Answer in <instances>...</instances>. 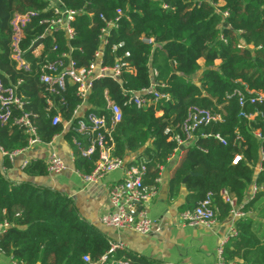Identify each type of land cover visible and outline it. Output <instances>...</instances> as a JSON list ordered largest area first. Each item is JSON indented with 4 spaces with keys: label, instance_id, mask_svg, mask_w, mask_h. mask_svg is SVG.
<instances>
[{
    "label": "trees",
    "instance_id": "1",
    "mask_svg": "<svg viewBox=\"0 0 264 264\" xmlns=\"http://www.w3.org/2000/svg\"><path fill=\"white\" fill-rule=\"evenodd\" d=\"M59 1V8L74 11L72 37L62 28L44 34L47 23L42 21L56 16L50 7L55 0H0V82L15 86V94L24 101L21 109L10 108L6 121L0 118L2 166L9 167V153L28 146L29 133L14 119L32 112L30 120L40 141L48 143L63 132L74 166L89 174L98 151L83 156L81 149L95 134L79 132L77 123L89 112L105 116L109 123L107 102L111 100L122 114L111 139L106 136L112 155L127 166L143 163V183L154 189L161 168L178 150L174 136L185 137L182 125L190 108L209 109L220 119L197 128L195 140L184 144L168 180V198H175L184 185L182 212L211 194L217 219L225 220L233 212V205L224 199L226 192L243 215L235 218V233L223 246L224 263L264 264V101L248 100L252 94L264 93V0ZM28 12L34 14L22 26L18 44L29 64L24 69L11 57V21L15 14ZM108 22L115 24L103 35L101 29ZM38 40L42 49L35 56L31 47ZM100 49L102 64L111 66L122 58L126 66L116 80L95 79L85 105L74 83L66 82L57 93L46 91L39 79L42 64L58 60L68 64L71 59L77 67H88ZM152 81L166 97L139 107L128 102L124 90L141 92ZM47 99L52 102L49 110ZM80 108L81 114L76 115ZM56 113L61 122L52 124ZM22 170L29 176L48 172L47 163L40 159ZM252 185L257 189L248 194ZM4 224L0 253L15 264H88L83 255L97 261L111 244L82 218L65 193L27 180L14 181L0 166V225ZM115 257L150 264L125 249H117Z\"/></svg>",
    "mask_w": 264,
    "mask_h": 264
},
{
    "label": "built area",
    "instance_id": "2",
    "mask_svg": "<svg viewBox=\"0 0 264 264\" xmlns=\"http://www.w3.org/2000/svg\"><path fill=\"white\" fill-rule=\"evenodd\" d=\"M55 3L51 4L53 12L56 14L55 17L50 20L44 19L42 22L47 23L44 29V34L51 32L54 29L62 28L68 37H72L73 28L70 26V21L73 19L74 11L68 9H61L59 0H55ZM117 13L121 11L118 9ZM34 13L28 12L24 14H15L11 24L13 27L12 42H11V57L16 60L17 67L24 69L29 68V64L22 57V50L19 48V40L23 36L22 26L27 22ZM117 20V19H116ZM113 22H108L105 28L101 29V32L107 34L108 28L113 26ZM43 36V35H42ZM105 36H103V42L105 43ZM148 42L151 39H147ZM37 42V41H36ZM121 46V44H119ZM42 44L39 42L36 46L31 47L32 53L37 56L40 54ZM128 52L125 56H128ZM95 60L92 61L88 67H77L73 60H69L68 64H64L62 60L49 61L40 67V81L45 84L46 91L49 93H57L59 90H63L66 82L76 84V94L81 98L83 102H86L87 94L93 84V81L102 77H110L116 80L123 69L126 66V62L122 58L116 60L111 65L102 64L101 60V49L95 54ZM152 74L155 75L156 71L152 70ZM157 83L152 81L147 89L141 92H135L131 90H124L123 93L127 95L128 102H132L136 106H142L152 102H156L159 98L166 97L165 94L158 92L156 89ZM162 85V84H160ZM15 86L5 87L0 82V118L2 121L10 115V108L21 109L24 105V101L21 96L15 94ZM243 96L239 97V103L243 104ZM250 103L264 101V93H255L248 98ZM47 110L52 107V102L47 99ZM107 106L111 113L109 123L105 116L97 115L93 112H89L86 116H83L77 125V130L81 133H92L95 134L90 144L81 149L83 156H88L98 151V159L95 162L93 170L86 175H83L85 182H96L101 180L106 174L122 169V179L115 181L109 187L108 198L110 204V210L100 217V222L106 227H110L116 230H133L140 235L148 234L152 229V220L148 215L147 204L154 194L153 189H148L143 183V176L145 174V166L143 163L138 165L127 166L125 162L118 157L112 155V146L108 144L106 136L111 139V131L116 123L121 118V109L118 104L109 100ZM34 114L32 112H23L18 118L14 119V122L23 127L27 133H29L28 146L39 142L40 139L36 133V128L30 117ZM253 117L254 115H250ZM220 117L211 113L209 109L193 106L190 108L187 119L182 125V131L185 137L182 138L179 134L174 136L177 144L183 145L188 144L195 140V130L200 126L206 125L211 121L219 120ZM52 124L61 122V116L59 113L54 114L51 117ZM259 136V133H257ZM218 140L224 143V140L219 136H215ZM179 149V148H178ZM19 150L9 153L11 157L14 153ZM239 156H235L233 163H236ZM27 163L23 162L22 167ZM65 168L63 160L52 153L47 159V170L50 173L58 174ZM155 181H159V176L156 177ZM257 187H254L252 194L256 191ZM224 199L230 204H233V199L229 198L227 193L224 192ZM243 213L238 211L236 216H242ZM217 209L212 203L211 194H207L196 207L193 209H186L180 213V219L182 223L196 226L202 225L210 227L215 223L217 219ZM4 227L6 224L3 225ZM235 233L234 228H231V232L227 237H224L217 248L218 263L225 264L222 259V250L224 244L227 242L229 236ZM124 246L121 243H111L110 248L105 252L97 261H91L89 255H83L82 259L88 264H136L131 262L129 258H116L115 251L117 249H123ZM151 264H178L173 262H157Z\"/></svg>",
    "mask_w": 264,
    "mask_h": 264
},
{
    "label": "crops",
    "instance_id": "3",
    "mask_svg": "<svg viewBox=\"0 0 264 264\" xmlns=\"http://www.w3.org/2000/svg\"><path fill=\"white\" fill-rule=\"evenodd\" d=\"M200 61L203 63V60ZM81 111V108L77 110L76 115L81 114ZM66 126L67 124L64 128ZM52 153L63 160L65 168L62 172L58 174L47 172L42 176H29L23 172V162L40 159L47 163ZM182 153L183 149H178L171 156L168 165L161 168L159 181H156L154 194L146 207L152 220V229L145 235L133 230H116L101 224L100 217L110 210L109 187L115 181L122 179L123 170L112 171L96 182H85L83 174L74 166L72 150L63 132L54 136L48 143L39 141L17 151L11 157L8 156L10 161L8 168L2 166L5 153L0 149V166L14 181L27 180L65 193L72 199L82 218L106 235L111 243H121L123 249L150 264L157 262L217 264V248L220 241L230 234L238 207L233 201V212L230 217L225 220L216 219L210 227L182 223L179 206L184 202L186 195L184 185L175 198H168L171 170L177 165ZM128 158L132 160L133 155L128 154ZM254 187L255 185H252L248 194H252ZM4 228L0 225V232ZM262 228L264 229V221ZM0 264H15V262L11 257L0 253Z\"/></svg>",
    "mask_w": 264,
    "mask_h": 264
},
{
    "label": "water",
    "instance_id": "4",
    "mask_svg": "<svg viewBox=\"0 0 264 264\" xmlns=\"http://www.w3.org/2000/svg\"><path fill=\"white\" fill-rule=\"evenodd\" d=\"M39 42H41V40H38L37 42H35V43H34V46H36ZM84 104H86V102H84ZM178 148H179L180 150H182V149L184 148V146H183V145H180Z\"/></svg>",
    "mask_w": 264,
    "mask_h": 264
},
{
    "label": "rangeland",
    "instance_id": "5",
    "mask_svg": "<svg viewBox=\"0 0 264 264\" xmlns=\"http://www.w3.org/2000/svg\"><path fill=\"white\" fill-rule=\"evenodd\" d=\"M201 62V61H200ZM202 63V62H201Z\"/></svg>",
    "mask_w": 264,
    "mask_h": 264
}]
</instances>
